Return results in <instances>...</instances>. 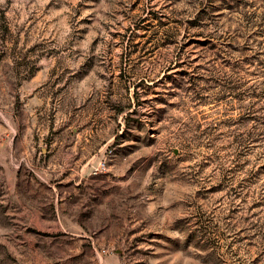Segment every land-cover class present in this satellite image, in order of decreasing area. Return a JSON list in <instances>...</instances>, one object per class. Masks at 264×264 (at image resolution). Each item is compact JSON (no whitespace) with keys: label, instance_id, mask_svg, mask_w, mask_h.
Segmentation results:
<instances>
[{"label":"rangeland","instance_id":"obj_1","mask_svg":"<svg viewBox=\"0 0 264 264\" xmlns=\"http://www.w3.org/2000/svg\"><path fill=\"white\" fill-rule=\"evenodd\" d=\"M0 264H264V0H0Z\"/></svg>","mask_w":264,"mask_h":264},{"label":"built area","instance_id":"obj_2","mask_svg":"<svg viewBox=\"0 0 264 264\" xmlns=\"http://www.w3.org/2000/svg\"><path fill=\"white\" fill-rule=\"evenodd\" d=\"M105 162H100V166L104 168Z\"/></svg>","mask_w":264,"mask_h":264},{"label":"trees","instance_id":"obj_3","mask_svg":"<svg viewBox=\"0 0 264 264\" xmlns=\"http://www.w3.org/2000/svg\"><path fill=\"white\" fill-rule=\"evenodd\" d=\"M260 48H261V47H260ZM260 48H259V49H260ZM254 51H256V50H254ZM257 52H258V51H257Z\"/></svg>","mask_w":264,"mask_h":264}]
</instances>
